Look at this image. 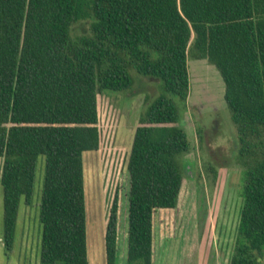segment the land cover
Wrapping results in <instances>:
<instances>
[{"label":"trees","instance_id":"trees-1","mask_svg":"<svg viewBox=\"0 0 264 264\" xmlns=\"http://www.w3.org/2000/svg\"><path fill=\"white\" fill-rule=\"evenodd\" d=\"M81 19L88 31L72 36L71 24ZM187 56L217 69L235 128L242 198L227 263L257 264L264 255V0H0L5 253L41 153L38 259L87 264L81 153L100 140L96 94L129 87L134 69L160 84L144 96L125 158L124 264L152 263V212L175 206L188 151L176 106L189 89ZM118 197L115 189L103 230L105 264H115Z\"/></svg>","mask_w":264,"mask_h":264},{"label":"rangeland","instance_id":"rangeland-1","mask_svg":"<svg viewBox=\"0 0 264 264\" xmlns=\"http://www.w3.org/2000/svg\"><path fill=\"white\" fill-rule=\"evenodd\" d=\"M87 31L86 19L71 24L72 36ZM186 65L189 89L185 103L177 101L176 106L188 140V151L181 157L182 179L176 204L166 208L171 222H166L160 231L164 240L171 237L169 241L163 240L168 247V255L165 257L163 253L158 264L165 259L168 261L166 264H228L242 198V171L234 162L237 147L235 128L223 100V82L214 65L204 58L190 56L186 58ZM129 72L132 76L129 87L119 91L102 90L96 94L100 140L95 150L81 153L85 244L89 264L103 260V230L115 189L119 195V235L122 237L126 217L125 158L137 116L146 104L144 96L152 97L159 92V80L139 74L134 69ZM43 162L44 155L40 153L35 160L30 201L28 208L25 207L28 213L26 234L24 225L19 227L18 240L16 234L11 249L6 253L3 244L0 245V264H6L5 257L7 264H60L42 263L38 259V204ZM209 165L215 169L214 175ZM159 209H154L155 213ZM18 218L20 221L19 213ZM0 220L2 231V216ZM16 228L17 225L13 236ZM155 233V248L164 250L163 244L158 242L160 233L157 228ZM23 241L28 243L24 249L21 247ZM120 245L119 239V262ZM257 263L264 264V255L258 258Z\"/></svg>","mask_w":264,"mask_h":264},{"label":"crops","instance_id":"crops-1","mask_svg":"<svg viewBox=\"0 0 264 264\" xmlns=\"http://www.w3.org/2000/svg\"><path fill=\"white\" fill-rule=\"evenodd\" d=\"M0 165H1V162H0ZM22 201V203L20 202ZM29 203V202H28ZM28 203H25L23 201L22 198H20L19 202H18V206H17V212H16V219H15V226L17 225V228H16V232H15V235L13 236V240L15 239V236L17 234V238L16 240H18V232H19V227H23L24 225V235L26 234V229H27V217H28V213H27V209L28 208ZM0 207L2 209V206H1V194H0ZM166 208H160L158 211H156L157 213H155V210L152 212V216H151V227H152V241H151V264H158L159 259L161 257V255H163V253L165 254V257H167L168 255V247H166V244L164 241H169L171 239V237L169 238L168 236L166 238H168L167 240H164V237L161 235V229L162 227L165 225L166 222H171L170 219V216L167 214L166 212ZM117 231H116V246H117V250H116V255H115V264H124V254H125V238H126V217H125V221H124V228L122 230V237H120L119 235V210L117 211ZM2 213V212H0ZM19 213V217H21V220L19 221V218L17 220V215ZM25 214V215H24ZM2 216V214H0ZM1 216H0V219H1ZM19 221V223H18ZM159 222V223H156ZM1 222V220H0ZM159 231L160 233V236H159V241L161 243V245L163 244L164 246V250L161 249H156L155 248V238L154 236L157 235L155 233V230ZM15 229V227H14ZM163 237V238H162ZM23 239H26V237L24 236ZM119 239L121 241V245H120V248H121V251H120V255H121V258H120V262H119V255H118V250H119V247H118V243H119ZM157 240H158V237H157ZM164 240V241H163ZM14 242V241H13ZM2 244V236H1V229H0V245ZM25 246H28V243H26V241H23V243L21 244V247L24 249ZM1 248V246H0ZM163 251V252H162ZM86 257H87V250H86ZM8 258V257H7ZM5 261H6V264H7V259L5 257ZM98 264H105L104 262V251H103V260L100 262V260L98 259ZM166 264L168 263V261L165 259L164 262L161 261V264ZM169 263H170V260H169ZM87 264H89V260H88V257H87ZM258 264V263H257Z\"/></svg>","mask_w":264,"mask_h":264}]
</instances>
